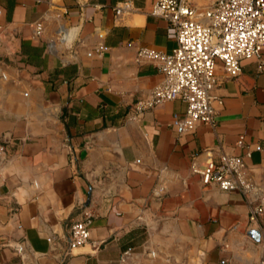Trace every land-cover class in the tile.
<instances>
[{"label": "crops", "instance_id": "crops-1", "mask_svg": "<svg viewBox=\"0 0 264 264\" xmlns=\"http://www.w3.org/2000/svg\"><path fill=\"white\" fill-rule=\"evenodd\" d=\"M122 1L0 0V264H256L257 201L202 184L191 165L241 156L264 192V50L261 69L244 59L233 77L216 63L214 125L181 129L180 99L132 117L162 79L137 50L176 41L154 0L116 15ZM84 212L88 241L69 250Z\"/></svg>", "mask_w": 264, "mask_h": 264}, {"label": "built area", "instance_id": "built-area-1", "mask_svg": "<svg viewBox=\"0 0 264 264\" xmlns=\"http://www.w3.org/2000/svg\"><path fill=\"white\" fill-rule=\"evenodd\" d=\"M130 9L128 0L114 7L116 15ZM149 13L168 22L176 45L169 53L147 46L137 50L138 60L155 61L162 79L145 97L134 101L132 117L163 101L180 99L185 103L184 114L178 121L181 129H192L197 123L214 125L213 102L221 103L211 94L217 83L216 63H221L229 77L240 73L244 59L255 58L258 68H262L264 0H212L204 5H196L194 0H154ZM36 29H40L39 23ZM236 144H242V135ZM191 170L200 175L204 185L237 190L246 199L257 201L248 217L250 224L264 213V192L247 175L241 156L220 153L215 159L208 158L201 167L191 165ZM90 221L91 215L84 212L81 219L69 225V250L88 241ZM256 264H264V256Z\"/></svg>", "mask_w": 264, "mask_h": 264}, {"label": "water", "instance_id": "water-1", "mask_svg": "<svg viewBox=\"0 0 264 264\" xmlns=\"http://www.w3.org/2000/svg\"><path fill=\"white\" fill-rule=\"evenodd\" d=\"M17 212H18V207H12L10 210V218L16 222L17 219ZM249 234L251 235V237L255 240L258 241L260 238V232L257 229H250L249 230Z\"/></svg>", "mask_w": 264, "mask_h": 264}]
</instances>
